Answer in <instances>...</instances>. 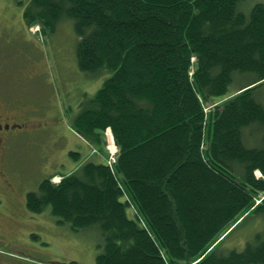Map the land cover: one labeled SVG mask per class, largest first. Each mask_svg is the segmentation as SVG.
<instances>
[{
    "label": "trees",
    "instance_id": "16d2710c",
    "mask_svg": "<svg viewBox=\"0 0 264 264\" xmlns=\"http://www.w3.org/2000/svg\"><path fill=\"white\" fill-rule=\"evenodd\" d=\"M18 1L45 36L71 20L80 71L111 74L72 125L100 148L111 128L120 149L113 166L44 179L28 210L97 229L96 264H264V231L222 250L252 216L264 219V4L245 13L243 0Z\"/></svg>",
    "mask_w": 264,
    "mask_h": 264
},
{
    "label": "rangeland",
    "instance_id": "374dc122",
    "mask_svg": "<svg viewBox=\"0 0 264 264\" xmlns=\"http://www.w3.org/2000/svg\"><path fill=\"white\" fill-rule=\"evenodd\" d=\"M257 4L264 0H243L241 7L249 13ZM24 10L18 0H0V101L6 102H1L5 110L17 114L15 120H22L19 124L26 121L29 125V133L11 140V171L0 173V264H96L97 229L75 231L70 225H59L49 209L41 214L30 212L26 199L46 178L52 176L58 184L63 175L87 162H109L112 129L105 131L100 148L80 136L72 123L84 95L94 96L111 74L80 71L78 37L71 20L45 36L40 25H26ZM244 81L232 84L230 96L217 101H227ZM260 96L264 102V94ZM10 102L16 105L12 110ZM115 150L116 155L120 149ZM256 177L263 175L257 171ZM263 199L264 194H259L256 203ZM129 215L133 218L131 211ZM262 231L264 219L254 215L226 239L222 250L242 251L247 240Z\"/></svg>",
    "mask_w": 264,
    "mask_h": 264
},
{
    "label": "flooded vegetation",
    "instance_id": "af4514ba",
    "mask_svg": "<svg viewBox=\"0 0 264 264\" xmlns=\"http://www.w3.org/2000/svg\"><path fill=\"white\" fill-rule=\"evenodd\" d=\"M1 102L7 105L4 100L0 101V173L3 171L6 173L8 170L11 171L13 166L14 147L10 146L11 140L18 134L29 133V125L25 124L26 121L24 124H19L22 120H15L17 114H13V112H10L9 109L5 110L3 108L4 105H2ZM8 104L10 105L11 110L13 106L16 107V105H13L12 102ZM2 108L5 110V112L2 110ZM8 185L11 186V184Z\"/></svg>",
    "mask_w": 264,
    "mask_h": 264
},
{
    "label": "built area",
    "instance_id": "2783aa9c",
    "mask_svg": "<svg viewBox=\"0 0 264 264\" xmlns=\"http://www.w3.org/2000/svg\"><path fill=\"white\" fill-rule=\"evenodd\" d=\"M110 150H111V157H110V160H109V165L112 166L115 162H116V155H115V152H117L115 149H116V146H115V142H114V138H113V135H112V132H111V142H110ZM114 148V149H113Z\"/></svg>",
    "mask_w": 264,
    "mask_h": 264
},
{
    "label": "bare ground",
    "instance_id": "6f19581e",
    "mask_svg": "<svg viewBox=\"0 0 264 264\" xmlns=\"http://www.w3.org/2000/svg\"><path fill=\"white\" fill-rule=\"evenodd\" d=\"M242 220V219H241ZM225 239V238H224Z\"/></svg>",
    "mask_w": 264,
    "mask_h": 264
},
{
    "label": "water",
    "instance_id": "95a60500",
    "mask_svg": "<svg viewBox=\"0 0 264 264\" xmlns=\"http://www.w3.org/2000/svg\"><path fill=\"white\" fill-rule=\"evenodd\" d=\"M58 264H60V263H58Z\"/></svg>",
    "mask_w": 264,
    "mask_h": 264
}]
</instances>
